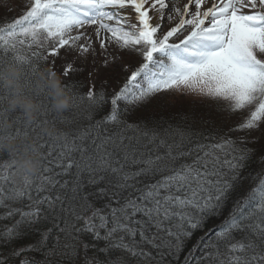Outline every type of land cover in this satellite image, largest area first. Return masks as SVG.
<instances>
[{"label": "snow or ice", "instance_id": "snow-or-ice-1", "mask_svg": "<svg viewBox=\"0 0 264 264\" xmlns=\"http://www.w3.org/2000/svg\"><path fill=\"white\" fill-rule=\"evenodd\" d=\"M165 19L173 25L166 31ZM97 44L103 61L93 59V78L128 73L125 52L141 61L101 119L95 114L109 101L94 85L86 96L66 85L77 109L71 119L57 118L44 92L31 124L0 107L7 137L34 138L47 162L21 186L0 149V247L10 246L0 264H264V155L260 172L242 175L256 140L125 119L161 93L184 92L218 112L243 113L232 131L264 130V0H187L183 8L171 0H27L0 26V71L21 67L27 89L49 56L65 60L68 76L83 71L76 62ZM57 124L72 130L43 132ZM244 180L247 194L181 261L187 240L222 215ZM30 235L34 243L15 246Z\"/></svg>", "mask_w": 264, "mask_h": 264}, {"label": "clouds", "instance_id": "clouds-1", "mask_svg": "<svg viewBox=\"0 0 264 264\" xmlns=\"http://www.w3.org/2000/svg\"><path fill=\"white\" fill-rule=\"evenodd\" d=\"M42 92L46 93L49 110L57 118H63L72 110V96L61 77L53 73L51 68H41L35 74L32 86L27 89L24 85V70L21 67L11 65L0 71V93H7L0 107L15 114L25 124H31L41 118ZM10 127V124L0 125V149L8 152L14 159L15 181L22 186L26 181H31L40 175L43 154L39 151L34 138L27 136L8 138L6 132ZM43 132L53 138L63 134V131L51 125L45 126Z\"/></svg>", "mask_w": 264, "mask_h": 264}, {"label": "trees", "instance_id": "trees-1", "mask_svg": "<svg viewBox=\"0 0 264 264\" xmlns=\"http://www.w3.org/2000/svg\"><path fill=\"white\" fill-rule=\"evenodd\" d=\"M71 84L76 85V87L73 89V91L77 95H84L85 90L83 89L82 83L79 84L78 82H76L74 80V81H71ZM70 94L72 95L71 92H70ZM162 109L151 112L148 114V116L147 115L140 116V114L143 113V111L145 109H143L141 111L135 110L131 115L126 116L125 119H127V121L129 123L147 122L149 120H156V121L164 120L168 123H171L174 126L191 128L194 131H195V128L193 127L194 125H193L192 120L195 116H200V119H203L204 121H206L205 122L206 126L212 127L216 124V123H212L214 120H209L208 117H206L205 115H203V116L195 115L194 114L195 111L193 113L188 112V111L173 112L171 109H166V108H162ZM76 111H77L76 108H72V110L69 111L68 113H66L64 117L71 119ZM109 111H110L109 104L108 103L104 104L103 107L96 112L95 119H101ZM56 127L59 128L63 132H69L72 130L71 125L57 124ZM212 128H214V127H212ZM204 129H208V128H204ZM209 131H212V130L209 129V130L202 131V132L207 133ZM196 132H199V131H196ZM255 150H258L259 156L264 155V143H262L261 145H258ZM0 163H3V162L0 161ZM42 163L46 165L47 162L42 161ZM259 169H260V165L258 164V162L254 161V159L250 160L248 166L242 172V175L247 176L249 172H252L253 174H255L256 172L259 171ZM246 181L247 182L242 183L240 188H238L237 191L232 194V197L230 198V200L226 204L225 208L222 210V215L219 217H213V218L207 220V222L205 223L204 229L195 232L192 235V237L189 240H187L184 250L180 253L181 261L183 260L184 255L197 243V240L199 239V237L204 235L205 231L209 230L210 227H214L215 225H218L219 223H221L223 221L224 218L227 217L232 206L234 205L235 200L241 199L244 197L245 190H247L248 187L250 188L252 186L251 182L249 180H246ZM247 184H250V185L248 186ZM246 193H247V191H246ZM4 223H7V222L6 221H0V228H2ZM34 242H35L34 237L30 235V236H27L20 241H17L15 243V246L16 247H27L29 244L34 243ZM101 246H102V242H101ZM0 251H10V246L0 247ZM25 255H28V254H25ZM31 255L38 258V259H42L40 253H31ZM21 258H23V257H21Z\"/></svg>", "mask_w": 264, "mask_h": 264}, {"label": "rangeland", "instance_id": "rangeland-1", "mask_svg": "<svg viewBox=\"0 0 264 264\" xmlns=\"http://www.w3.org/2000/svg\"><path fill=\"white\" fill-rule=\"evenodd\" d=\"M16 1L17 0H0V18L1 17L7 18L8 16H9L8 18H10L16 15L15 14V6L17 5ZM186 3H187L186 0H182L179 3H177V6L183 8V5ZM175 22L176 21L174 20L173 24ZM170 26H173V25H169L167 23V20L165 19V22H164L165 31ZM88 31L91 32L92 30L88 29ZM95 48H96L95 55L90 53L88 56L89 59L87 60V58H85L82 60L83 62H81V64L84 63L86 65L85 67L87 68H88V63H89L90 70H92V64H93L94 58L97 64H101L103 61V56L100 54L101 50L99 49L98 44L95 45ZM109 50H111V52H115V49L113 47H109ZM62 54H63V51H61L60 56H62ZM123 59L124 61L121 60L120 62L126 63L125 66L134 64L135 62V61L130 60L133 58H127L125 56H123ZM56 60L57 62L62 61L60 58L52 57V61H56ZM63 63L65 64V61H63ZM125 75L126 73H121L119 76H113L112 74L107 73V72L96 78H93L92 76L88 75L87 82L91 86V84H95V83L102 84L104 83L105 80H107V85H109L110 88H113L114 90L123 81ZM162 108L171 109L173 112L188 111V112L193 113L194 111H199L202 113L208 112L214 115L223 114L216 110L215 105L212 102L205 100L199 96L186 94L184 92H167V93H163L161 95H158L152 98L149 104L144 106L145 110L143 111V113L140 114V116H145V115L148 116L149 113L157 111Z\"/></svg>", "mask_w": 264, "mask_h": 264}]
</instances>
